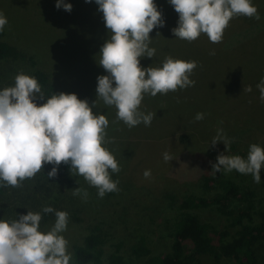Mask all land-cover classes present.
<instances>
[{
    "label": "clouds",
    "instance_id": "clouds-1",
    "mask_svg": "<svg viewBox=\"0 0 264 264\" xmlns=\"http://www.w3.org/2000/svg\"><path fill=\"white\" fill-rule=\"evenodd\" d=\"M91 2V0H86ZM179 14L178 26L172 29L176 38L189 43L206 34L210 42H222L224 30L234 17L245 16L260 19L251 0H168ZM98 11L103 13L110 39L101 47L99 65L108 75L97 77V99L106 106L117 109V120L129 129L143 123L150 126L155 114L140 111L145 94L155 97L170 91L194 86L190 79L196 61L165 58L161 67L142 68L140 58H153L149 34L154 28L163 27L162 13L154 0H95ZM71 12L72 5L57 0L56 8ZM7 18L0 13V32L7 25ZM159 34V33H157ZM214 51L210 55H214ZM115 84V86H113ZM260 100L264 102V78L256 85ZM249 85L243 92H251ZM44 95L34 77L19 73L15 85L0 90V187H20L26 179H32L45 164L53 165L48 177L58 174L61 163L70 165L72 175L82 176L103 198L106 193L118 192V180L113 173L120 172L115 156L102 145L106 140L109 120L103 114H94L97 100L90 107L87 100L76 94L59 93L37 106L34 102ZM196 121L204 119L197 113ZM222 141L226 149L232 142L218 129L212 139L215 146ZM165 162L172 160L163 154ZM264 167V148L250 145L247 159L239 155L220 154L212 164V173L223 169L251 174L255 183L261 182ZM150 178L151 171L145 170ZM73 195L87 198L85 189L71 190ZM43 213L55 214L54 226L47 233L39 231L42 215L28 211L11 222L0 220V264H70L73 258L68 251L69 242L61 233L67 230L69 214L50 206Z\"/></svg>",
    "mask_w": 264,
    "mask_h": 264
},
{
    "label": "rangeland",
    "instance_id": "rangeland-1",
    "mask_svg": "<svg viewBox=\"0 0 264 264\" xmlns=\"http://www.w3.org/2000/svg\"><path fill=\"white\" fill-rule=\"evenodd\" d=\"M56 3L57 0H0V13H3L9 21V25L7 24L3 30L4 39L14 45L20 43L25 51L34 55L29 43L41 38L44 34H49V19H52V15H59L60 20L66 22L74 8L81 7L85 10V5L96 4L95 0H91L90 3L86 0H64V3L72 5L71 12H68L63 7L57 9ZM251 3L257 8L260 19L234 17L224 30L222 42L218 44L211 43L206 34H201L191 43L176 38L172 29L178 26L179 14L169 2L161 5L164 26L158 32L149 34L152 39L149 46L156 50L155 55L153 58H140V66L142 68L161 67L168 56L183 61H196L197 67L190 76L195 84L176 92L170 91L166 95L157 94L152 97L145 94L139 110L145 114H155L150 126L141 123L129 129L122 121L117 120V109L114 106H107L109 113H97L105 115L107 119L110 116V122L119 125L117 132L112 135L115 141H111L110 148L128 146L133 150L129 152L130 159L127 163L121 165L127 169L129 185L141 187L146 182L143 175L146 167L144 164L162 161L164 166L167 165L163 154L169 153L172 145L174 147V137L181 133H188L193 137L189 153L204 154L209 160L212 176L229 179L239 188L249 189L254 193L257 208L264 210V167L260 172V183H255L251 174H240L236 170L225 172L222 169L221 172L212 173V164L217 163V156L220 154L239 155L247 159L250 145L255 143L264 148V112L261 106L264 102L260 100L257 87H252L255 86V80L257 85L264 78V0H251ZM52 5H55L54 10ZM58 31L55 34L59 37L61 34ZM109 39V30H104L100 33L101 46L94 44V51L92 49L89 51L88 59L94 58L93 68L97 67L96 72L92 70L94 75L90 74L88 69L80 67L84 62L80 60L79 62L65 45H61L63 39L57 38L55 41L54 44H58V48L54 47L49 53L48 44L47 51L36 57L48 70L49 67L52 69V79L57 81V84L62 81L61 79L64 82L67 81L72 94H76L78 99H81L80 91L86 89L93 97L87 99L89 104L99 99H97L96 89L97 77L101 70L97 59L103 43ZM50 44L53 45L52 42ZM213 51L215 54L210 55ZM86 64L89 65V62ZM18 67L14 70L15 75L21 72L27 75L25 68ZM5 68H9V64L0 62V71ZM54 72L60 77L59 81L55 78ZM260 72L262 76L259 75ZM257 73L258 79H255ZM249 85L252 91L243 92V87ZM197 113H203L204 119L196 121L194 118ZM202 121H205L203 140L195 130H202L204 127L201 125ZM180 122L185 123L186 128H195V131L181 129L184 127L180 125ZM218 129H223V134L232 141L227 149L222 141H218L215 146L211 145ZM165 172L164 168L159 170L164 178L172 179V175L168 176ZM191 193H200L196 185L191 186ZM140 205L149 210V215L145 224L140 227H130L126 235L122 237L123 244L119 254L123 258V264H147L146 258L137 259L130 255V245L141 238L152 254L168 251L170 246L171 226L178 218L177 208L170 207L161 197L149 199L147 202L142 201ZM200 214L202 220L212 229L221 231L228 225L226 218L220 216L214 208L205 209V212ZM54 223L55 219L38 230L47 233ZM84 225L83 223L75 225L61 233L69 242L68 251L69 245L79 242L84 235L87 230ZM228 230L234 233L236 229ZM113 250L110 246L105 248L103 264ZM258 255L261 264H264V242L260 244ZM71 262L72 260L70 264ZM222 264L237 263L225 260Z\"/></svg>",
    "mask_w": 264,
    "mask_h": 264
},
{
    "label": "trees",
    "instance_id": "trees-1",
    "mask_svg": "<svg viewBox=\"0 0 264 264\" xmlns=\"http://www.w3.org/2000/svg\"><path fill=\"white\" fill-rule=\"evenodd\" d=\"M154 3L162 13L161 5L168 3V0H154ZM53 6L55 5H52L54 10ZM98 7L97 4H88L85 5V10L81 7L74 8L66 22L61 21L59 15L51 14L53 17L49 19V34L29 43L34 55L25 51L20 43L14 45L4 39V32H0V62L9 64V68L0 71V90L15 85L14 70L20 66L41 86L44 98H35L37 106L46 103L47 98L53 94H72L69 83L63 79V82L59 81L60 77L54 72L59 81L57 84V81L52 79V69L49 67L48 70L36 56L46 52L48 44L50 53L58 46L54 44L57 38L63 39L61 45H65L78 61L84 62L80 67L88 69L90 74L94 75L97 67L93 68L94 58L88 59L89 51H94L96 44L101 46L100 33L108 30L103 13L98 11ZM7 24L9 25V21ZM162 28H154L151 33ZM57 30L61 34L59 37L55 34ZM99 59L100 57L97 62ZM86 62H89V65ZM100 70L99 76L108 75L101 65ZM257 76L258 73L255 79H258ZM254 84L252 87H256V80ZM80 97L81 100H87L89 97L91 99L92 95L85 89L80 91ZM94 102L89 103V106ZM261 106L264 112V104ZM92 110L94 114L108 112L101 99L97 100L96 107ZM108 120L110 122V116ZM180 123L184 127L181 129L184 130L185 123ZM201 125L204 126L202 130L188 127L185 130H197L196 133L203 140L205 121H202ZM118 129V124L110 122L106 129V140L109 142L102 145L120 164V172L111 175L112 180L119 181L118 192L106 193L100 198L98 190L90 186L82 176L72 175L70 165L61 163L57 176L49 178L48 172L53 165L45 164L34 178L23 181L22 186L0 187V220L11 222L19 219L20 215H26L28 211L39 212L42 215L41 227L56 220L54 212L43 213L44 207L66 211L69 214L67 228L82 223L87 227L79 242L69 245V252L73 255L71 264H103L104 250L108 246L114 250L106 257L104 264H123V258L119 254L123 244L122 237L130 227L145 224L149 215V210L140 205L141 202L161 197L170 207L175 206L178 210V218L171 226L168 251L152 254L141 238L130 245L131 256L137 259L146 258L147 264H222L225 260H232L237 264H261L258 250L264 242V210L257 208L252 191L239 188L229 179L212 176L206 156L201 153H189L193 137L188 133L174 137V147L171 144L172 150L169 152L172 160L166 162L167 165L164 166L162 161L148 165L145 162L144 170L151 171L150 178H147L141 187L133 184L131 186L127 182V169L121 165L127 163L130 159L129 152L133 150L128 146L110 148L111 141H115L112 135ZM163 168L166 170L165 174L172 175V179H166L159 173ZM193 185H196L199 194L191 193ZM78 187L87 190L86 199L82 195L72 194L71 190ZM208 208H214L220 216L225 217L228 221L227 227L219 231L205 223L200 213ZM230 228L236 229L234 233L229 232Z\"/></svg>",
    "mask_w": 264,
    "mask_h": 264
}]
</instances>
